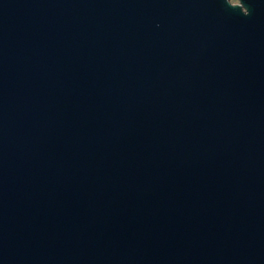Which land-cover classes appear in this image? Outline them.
<instances>
[{"label":"water","instance_id":"water-1","mask_svg":"<svg viewBox=\"0 0 264 264\" xmlns=\"http://www.w3.org/2000/svg\"><path fill=\"white\" fill-rule=\"evenodd\" d=\"M0 0V264H264V0Z\"/></svg>","mask_w":264,"mask_h":264},{"label":"rangeland","instance_id":"rangeland-1","mask_svg":"<svg viewBox=\"0 0 264 264\" xmlns=\"http://www.w3.org/2000/svg\"><path fill=\"white\" fill-rule=\"evenodd\" d=\"M230 1V3H232V4H238V1L237 0H229Z\"/></svg>","mask_w":264,"mask_h":264}]
</instances>
